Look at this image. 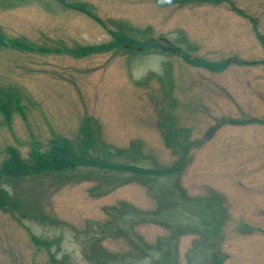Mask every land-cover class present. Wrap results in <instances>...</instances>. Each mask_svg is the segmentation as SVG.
Returning <instances> with one entry per match:
<instances>
[{
  "label": "rangeland",
  "instance_id": "rangeland-1",
  "mask_svg": "<svg viewBox=\"0 0 264 264\" xmlns=\"http://www.w3.org/2000/svg\"><path fill=\"white\" fill-rule=\"evenodd\" d=\"M2 191L0 264H264V0H0Z\"/></svg>",
  "mask_w": 264,
  "mask_h": 264
},
{
  "label": "trees",
  "instance_id": "trees-1",
  "mask_svg": "<svg viewBox=\"0 0 264 264\" xmlns=\"http://www.w3.org/2000/svg\"><path fill=\"white\" fill-rule=\"evenodd\" d=\"M74 9H82L86 8L83 7H74ZM8 112V110L6 111ZM91 131L89 130V126L83 129V137L81 138L80 148L78 150H73L70 144H64L62 147L52 146L53 155L49 157L51 160L49 161L48 165L43 164L44 167H55V163L59 165L58 169L60 170H68L75 165L79 166H92L99 169H108L112 172H126L130 175H133L136 178H148V179H159L164 177H169L172 174L178 172L180 167V163L171 167V169H147L143 167H138L136 165L130 164H120V163H113L108 162L104 158H101L99 153L104 154L105 152L102 148H98L99 141L94 140V137L90 135ZM170 140V139H169ZM104 152V153H103ZM8 160L6 161L5 167L3 168V174H11L7 175L8 178H14L15 176L23 177L25 174L29 173H37L44 168H32L29 170L23 165L19 159L18 154L15 152L14 149H8ZM58 157L60 158L58 161ZM63 163V164H62ZM13 166L15 171L11 173L9 166ZM20 171V172H19ZM28 171V172H27ZM24 172V173H23ZM15 173H22V174H15ZM16 177V178H19ZM5 180H7L5 178ZM3 193L0 194V204L7 205V209L15 208V202L11 201L9 194L7 191H2ZM9 201V202H8ZM11 201V202H10ZM208 226V225H207ZM212 230L210 229V232ZM208 233V232H207ZM37 239H35V243H37ZM50 261H53L52 257H50Z\"/></svg>",
  "mask_w": 264,
  "mask_h": 264
}]
</instances>
